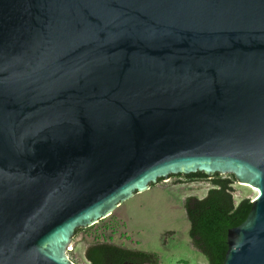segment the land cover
<instances>
[{
    "label": "water",
    "instance_id": "95a60500",
    "mask_svg": "<svg viewBox=\"0 0 264 264\" xmlns=\"http://www.w3.org/2000/svg\"><path fill=\"white\" fill-rule=\"evenodd\" d=\"M196 171L258 189L223 264H264V0H0V264Z\"/></svg>",
    "mask_w": 264,
    "mask_h": 264
},
{
    "label": "rangeland",
    "instance_id": "374dc122",
    "mask_svg": "<svg viewBox=\"0 0 264 264\" xmlns=\"http://www.w3.org/2000/svg\"><path fill=\"white\" fill-rule=\"evenodd\" d=\"M179 179L181 182L176 183ZM180 184L194 185L188 192L172 188ZM211 186L209 179H190L185 174L160 178L148 189L123 201L105 218L76 228L68 255L76 264H91L85 256L86 247L96 242H110L155 252L159 264H208L189 236L190 222L184 200L188 196H205ZM233 186L235 203L243 197L253 199L258 194V190L247 183L236 180Z\"/></svg>",
    "mask_w": 264,
    "mask_h": 264
},
{
    "label": "trees",
    "instance_id": "16d2710c",
    "mask_svg": "<svg viewBox=\"0 0 264 264\" xmlns=\"http://www.w3.org/2000/svg\"><path fill=\"white\" fill-rule=\"evenodd\" d=\"M185 176L190 179H209L211 182L212 186L205 196L186 197L184 208L190 222L189 236L194 246L207 258L208 264H223L228 247V229L246 219L252 207V199L243 197L235 203L233 183L236 178L232 174L208 175L202 171H196ZM85 256L91 264H144L146 261L159 264L158 255L155 252L110 242L89 244L86 247Z\"/></svg>",
    "mask_w": 264,
    "mask_h": 264
},
{
    "label": "bare ground",
    "instance_id": "6f19581e",
    "mask_svg": "<svg viewBox=\"0 0 264 264\" xmlns=\"http://www.w3.org/2000/svg\"><path fill=\"white\" fill-rule=\"evenodd\" d=\"M193 185L194 184H180V185L173 186L172 188L180 189L182 192H188L190 187Z\"/></svg>",
    "mask_w": 264,
    "mask_h": 264
},
{
    "label": "flooded vegetation",
    "instance_id": "af4514ba",
    "mask_svg": "<svg viewBox=\"0 0 264 264\" xmlns=\"http://www.w3.org/2000/svg\"><path fill=\"white\" fill-rule=\"evenodd\" d=\"M179 174L181 175V174H183V173H179ZM174 175H176V174H174ZM175 182H176V183H180L181 181L176 180ZM201 253H202V252H201ZM202 254H203V253H202ZM144 264H151V263H150L149 261H146V262H144Z\"/></svg>",
    "mask_w": 264,
    "mask_h": 264
}]
</instances>
